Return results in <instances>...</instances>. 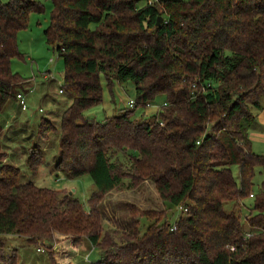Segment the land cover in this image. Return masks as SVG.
I'll return each instance as SVG.
<instances>
[{
    "label": "trees",
    "instance_id": "trees-1",
    "mask_svg": "<svg viewBox=\"0 0 264 264\" xmlns=\"http://www.w3.org/2000/svg\"><path fill=\"white\" fill-rule=\"evenodd\" d=\"M140 1L51 0L45 33L64 58L63 90L72 99L57 167L67 178L91 175L92 210L68 193L20 183L21 169L1 162L0 122V264H18V250L7 254L3 236L53 249L56 233L74 245L88 238L101 255L90 264H264V154L253 150L249 133L264 110V0ZM45 8L41 0H0V116L29 81L12 68L18 34ZM103 74L111 92L132 80L135 98L133 109L100 121L86 111L103 102ZM161 95L152 118L135 116ZM53 130L42 118L37 134ZM37 145L27 160L33 175L42 164ZM146 180L165 208L130 204V229L120 241L103 237L94 200ZM249 198L243 220L237 206ZM229 201L235 205L227 211ZM174 207L188 212L172 222ZM143 220L149 224L141 230ZM48 256L61 264L51 250Z\"/></svg>",
    "mask_w": 264,
    "mask_h": 264
},
{
    "label": "rangeland",
    "instance_id": "rangeland-1",
    "mask_svg": "<svg viewBox=\"0 0 264 264\" xmlns=\"http://www.w3.org/2000/svg\"><path fill=\"white\" fill-rule=\"evenodd\" d=\"M8 2L9 0H3ZM46 8L43 13L33 12L30 15V26L22 29L18 34L20 53L12 60V68L24 77L29 78L23 92L27 96L29 108L23 110L17 99L10 101L0 116V122L4 125L1 134L2 160L3 163L16 164L21 169L20 183L34 181L40 187L57 189L60 193L73 195L78 198L86 208L92 210L89 203L93 191L96 189L91 175L86 174L76 178H67L62 169L57 167L59 158V140L62 115L71 103L66 91L61 92L64 83L65 64L64 58L58 53L47 40L45 30L50 25L51 0H41ZM148 0H141L140 5ZM153 1V0H149ZM104 97L103 102L91 107L86 111L89 118L103 121L106 116L118 114L122 109H133L130 104L135 98V88L132 80L118 82L111 92L106 85L104 74ZM32 90V91H31ZM165 98L161 95L154 103L147 107H137L135 116L152 118L164 104ZM41 108L43 109L41 111ZM260 115V114H259ZM42 118L51 121L55 130L47 137L37 134ZM253 141V150L264 154V123L259 116L249 130ZM38 143L37 152L41 157V166L37 175H33L28 166V156L34 150L32 144ZM1 165V164H0ZM235 175L238 176L239 168L234 167ZM1 175V174H0ZM263 175L261 168L257 169L255 175V189L262 183ZM252 199L245 201L244 205L237 206V211L244 217L249 213ZM103 219V237L107 234L111 239L114 237L121 240L122 230L130 229V207L134 205L137 209L163 210L165 205L158 194L153 181L146 180L137 189H114L106 193L101 199L94 200ZM234 202H227L225 208L230 211ZM184 212L180 208H172L168 211V219L172 222ZM143 220L142 229L148 226ZM7 254H15L18 250V264H50L48 251L51 250L54 258L61 264H90L100 259L99 250L93 248L88 238L74 245L72 238L59 233L55 234L54 248L51 249L49 242H29L26 237L18 235H6L2 237ZM73 244V245H72ZM17 248V249H16Z\"/></svg>",
    "mask_w": 264,
    "mask_h": 264
},
{
    "label": "built area",
    "instance_id": "built-area-1",
    "mask_svg": "<svg viewBox=\"0 0 264 264\" xmlns=\"http://www.w3.org/2000/svg\"><path fill=\"white\" fill-rule=\"evenodd\" d=\"M32 91V90H31ZM64 90L63 89H61V92H63ZM17 101H18V103L20 104V106H21V108L23 109V110H27L28 108H29V105H28V101H27V96H26V94L24 93V92H20V93H18L17 94ZM130 104L133 106L134 105V100H131L130 101ZM43 109L41 108V111H42ZM253 195V194H252ZM180 209H182V211L184 212V214L185 213H187L188 212V208L187 207H185V208H183V207H179ZM176 228V225L174 224L173 226H172V229H175ZM249 234V233H248ZM249 235H251V234H249ZM248 235V236H249ZM234 249V248H233Z\"/></svg>",
    "mask_w": 264,
    "mask_h": 264
},
{
    "label": "crops",
    "instance_id": "crops-1",
    "mask_svg": "<svg viewBox=\"0 0 264 264\" xmlns=\"http://www.w3.org/2000/svg\"><path fill=\"white\" fill-rule=\"evenodd\" d=\"M30 83L28 84L27 83V86H29L30 87ZM69 100H70V102L69 103H71L72 102V99L69 97ZM259 118H260V120H261V123H264V110L263 111H261L260 112V115H259ZM27 154H25V158H27ZM16 165V164H15ZM93 248H95L94 246L91 248V250L93 249ZM95 250H96V248H95Z\"/></svg>",
    "mask_w": 264,
    "mask_h": 264
},
{
    "label": "water",
    "instance_id": "water-1",
    "mask_svg": "<svg viewBox=\"0 0 264 264\" xmlns=\"http://www.w3.org/2000/svg\"><path fill=\"white\" fill-rule=\"evenodd\" d=\"M163 19L164 18L162 16H160L159 19H158V21H157V24L159 25L163 21Z\"/></svg>",
    "mask_w": 264,
    "mask_h": 264
}]
</instances>
